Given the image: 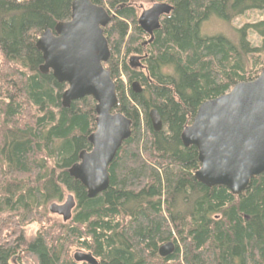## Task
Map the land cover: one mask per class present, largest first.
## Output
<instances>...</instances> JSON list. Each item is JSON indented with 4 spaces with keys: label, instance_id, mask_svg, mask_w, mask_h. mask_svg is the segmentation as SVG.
Listing matches in <instances>:
<instances>
[{
    "label": "trees",
    "instance_id": "1",
    "mask_svg": "<svg viewBox=\"0 0 264 264\" xmlns=\"http://www.w3.org/2000/svg\"><path fill=\"white\" fill-rule=\"evenodd\" d=\"M73 1L0 0V264H79L74 250L98 264H264V174L239 196L208 188L196 179L198 149L182 141L204 103L264 71V46L249 40L264 38V21L236 28L234 40L206 37L202 26L263 12L264 0H91L112 17L104 66L114 112L132 124L110 186L95 198L70 170L92 151L97 104L89 97L64 108L68 86L41 72L37 49L46 31L71 20ZM144 3L173 7L152 40L138 25ZM67 195L77 207L64 223L48 207ZM34 223L41 228L28 239ZM168 243L175 250L161 258Z\"/></svg>",
    "mask_w": 264,
    "mask_h": 264
},
{
    "label": "water",
    "instance_id": "2",
    "mask_svg": "<svg viewBox=\"0 0 264 264\" xmlns=\"http://www.w3.org/2000/svg\"><path fill=\"white\" fill-rule=\"evenodd\" d=\"M172 11L168 4L154 3L142 12L138 25L152 40L161 20ZM111 21L107 10L91 0H74L71 20L59 23L54 33L46 31L37 42L44 59L41 72H52L59 83L68 86L62 106L68 109L73 102L89 97L97 104L96 131L89 138L92 151L82 152L79 163L70 170L89 198L108 190L109 166L131 136V121L114 112L118 106L116 85L104 66L111 58L105 37ZM133 92H140L138 84ZM150 120L156 132L163 129L156 110L150 113ZM182 141L185 147L198 149L201 168L196 179L201 184L226 187L236 196L244 193L253 178L264 174V71L255 81L240 83L226 95L204 103ZM76 207L75 197L69 195L64 203L52 204L49 211L68 222ZM174 250L175 245L168 243L160 248V257L166 258ZM74 261L98 264L83 251L74 255Z\"/></svg>",
    "mask_w": 264,
    "mask_h": 264
},
{
    "label": "rangeland",
    "instance_id": "3",
    "mask_svg": "<svg viewBox=\"0 0 264 264\" xmlns=\"http://www.w3.org/2000/svg\"><path fill=\"white\" fill-rule=\"evenodd\" d=\"M151 6H152V4H147V3L142 4L140 6V8H141L140 16L144 10L151 8ZM262 21H264V11L263 12L262 11L248 12L244 16L236 19L235 21H233L230 24L226 23L220 19L214 18L202 26L201 33H202V35H204L206 37L223 36V37H226L230 40H234V38H235L234 31L236 28H241L247 24H251V25L257 24V23L262 22ZM249 40L256 47L263 48V46H264V38L259 37L258 35L254 34L253 32H251L249 34ZM124 79L126 80L125 77H124ZM67 197H68V195L65 197V200L62 203H64L66 201ZM62 203H57V204H62ZM51 205L52 204L49 205L48 210H49ZM50 214L53 216H57L60 221L64 222L63 218L60 217L59 215H54L51 212H50ZM64 223H67V222H64ZM40 228H41V225H39L38 223H34V224L28 226L25 230V236L28 239L33 238L37 234V232L39 231ZM77 252H81V251L74 250L72 252L73 259H74V255Z\"/></svg>",
    "mask_w": 264,
    "mask_h": 264
}]
</instances>
